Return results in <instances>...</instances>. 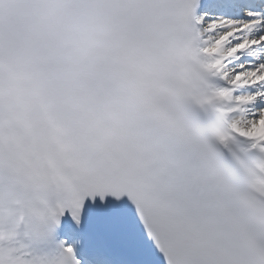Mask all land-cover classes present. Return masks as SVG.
Returning a JSON list of instances; mask_svg holds the SVG:
<instances>
[{
  "label": "snow or ice",
  "instance_id": "6c2138e0",
  "mask_svg": "<svg viewBox=\"0 0 264 264\" xmlns=\"http://www.w3.org/2000/svg\"><path fill=\"white\" fill-rule=\"evenodd\" d=\"M0 264H264V0H0Z\"/></svg>",
  "mask_w": 264,
  "mask_h": 264
}]
</instances>
